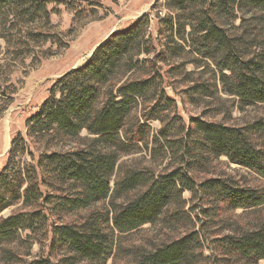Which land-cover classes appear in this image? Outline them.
Wrapping results in <instances>:
<instances>
[{
	"label": "trees",
	"instance_id": "16d2710c",
	"mask_svg": "<svg viewBox=\"0 0 264 264\" xmlns=\"http://www.w3.org/2000/svg\"><path fill=\"white\" fill-rule=\"evenodd\" d=\"M47 3L0 0V18L7 10L16 9L34 19L46 11ZM165 7L167 16L158 15L159 49L152 46V35L147 38L149 15L115 32L85 65L57 79L51 95L28 118L29 134L19 132L13 139L7 164L0 171V214L19 201L31 209L0 217L1 247L22 230L36 236L51 234V251L69 253L70 257L63 259L65 264L81 260L107 264L117 244V233L126 234L156 222L170 204L185 201V190L192 193L193 199L212 202L213 214L222 203L232 209L264 205V188L240 185L224 177L195 175L211 159L226 156L232 163L264 177V143L260 142L264 122L232 126L194 117L187 128L176 121V115L168 121V110L175 99L166 91V77L159 65L176 60L169 69L175 76L188 60L183 54L193 56L189 62H210L219 70V77L214 78L224 93L244 103L264 104V39L251 38L247 32H240L243 24H234L239 12L264 14V0H167ZM153 51L154 59L140 58ZM214 78L194 83L190 92L214 97L219 91ZM146 101L150 107L145 118L159 119L164 124L155 144L162 150L171 148L180 156V164L164 173L130 170L117 178L121 155L131 152L136 140L144 141L146 137L145 123L137 121L135 130L134 124L128 126L141 102ZM84 129L93 136L85 146L42 153L33 157L25 169L11 167L21 151L29 150L27 137L53 134L60 139H75ZM175 135L181 137L174 148L171 136ZM48 187L59 194L47 193ZM131 191H137L134 197L117 201ZM106 199L110 201L108 209L93 211L80 223L49 222V216L55 213L62 218ZM210 211H205L208 217ZM203 236L192 230L153 250L137 252L132 264L198 262L203 259ZM219 242L243 264H258L264 259V218L253 229L225 235ZM9 254H13L11 250ZM8 260L13 261L14 255ZM29 264L59 261L39 257Z\"/></svg>",
	"mask_w": 264,
	"mask_h": 264
},
{
	"label": "rangeland",
	"instance_id": "374dc122",
	"mask_svg": "<svg viewBox=\"0 0 264 264\" xmlns=\"http://www.w3.org/2000/svg\"><path fill=\"white\" fill-rule=\"evenodd\" d=\"M165 2L167 0H48L46 11L40 12L34 19L22 15L16 9L6 11L0 18V171L7 164L13 139L19 132L29 134L26 125L28 118L51 95L57 79L72 69L85 65L99 45L111 35L131 27L136 20L149 15L147 38L152 35V46L160 48L158 15L165 17L169 13ZM242 15L239 12V16ZM240 17L234 22L236 26L243 24L240 32H247L251 38L264 39L263 13L251 11ZM155 55L156 52L153 51L149 55L143 53L140 58L149 57L152 60ZM183 56L188 60L175 76H171L169 69L176 60L159 64L166 77V91L175 99L174 106L168 110V121L176 115V121L187 128L194 117L232 126L247 125L259 120L264 122V104L244 103L224 93L217 78L219 91L214 97L192 94L190 87L194 83H207L211 77H219V70L210 62H189L194 59L193 56ZM59 96L57 93V97ZM149 107L148 101L141 102L128 121V126L134 124V130L137 121L145 123L147 134L144 141L136 140L137 144L131 152L121 155L117 178L123 177L130 170L164 173L180 164V156L175 155L171 148L162 150L155 144V137L159 138V131L164 124L159 119L145 118L144 113ZM180 137L181 135L171 136L174 148ZM91 138L93 136L86 129L75 139H60L53 134L27 137L29 150L21 151L14 158L11 167L21 166L25 169L33 157L46 152H65L80 148L88 144ZM260 142L264 143V137ZM195 175L198 178L224 177L240 185L264 188L263 176L232 163L226 156L211 159L203 170L195 171ZM45 190L47 193L59 194L55 188L48 187ZM136 193L137 191H131L117 201L121 203L134 197ZM183 199L185 201L180 205L170 204L156 222L147 223L126 234L117 233V244L107 264H132L137 252L153 250L195 229L204 235L200 249L203 251V259L192 264H243L240 258L228 253L219 240L225 235L256 227L264 218V205L255 209H232L222 203L221 208H216V213L213 214L212 210L215 208H212V202L193 199L188 190L184 191ZM109 202L106 199L89 209L69 213L62 218L55 213L49 216V222L80 223L91 212L108 209ZM30 209L24 207L23 201H19L5 208L0 217ZM207 210H211L210 217L205 212ZM174 214L177 215L176 218ZM51 237V234L36 236L29 231H19L15 239L0 246V264H29L39 257H50L55 262L59 261V264H65L63 259L69 258V253L52 252ZM10 250L13 254H9ZM11 255H14L13 261L8 260ZM76 264L89 263L81 260ZM258 264H264V259Z\"/></svg>",
	"mask_w": 264,
	"mask_h": 264
}]
</instances>
